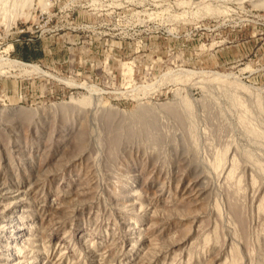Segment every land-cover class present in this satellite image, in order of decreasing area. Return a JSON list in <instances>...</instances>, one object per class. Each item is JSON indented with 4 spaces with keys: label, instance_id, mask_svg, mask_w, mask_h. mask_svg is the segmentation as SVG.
<instances>
[{
    "label": "rangeland",
    "instance_id": "374dc122",
    "mask_svg": "<svg viewBox=\"0 0 264 264\" xmlns=\"http://www.w3.org/2000/svg\"><path fill=\"white\" fill-rule=\"evenodd\" d=\"M0 64L1 259L264 264V0H0Z\"/></svg>",
    "mask_w": 264,
    "mask_h": 264
},
{
    "label": "bare ground",
    "instance_id": "6f19581e",
    "mask_svg": "<svg viewBox=\"0 0 264 264\" xmlns=\"http://www.w3.org/2000/svg\"><path fill=\"white\" fill-rule=\"evenodd\" d=\"M13 62V61H12ZM16 64V63H15ZM18 64H20V65H24V64H22V63H18ZM1 65V64H0ZM25 67H27L26 65H24ZM38 70V69H37ZM186 73V72H185ZM165 76V75H164ZM185 76V75H184ZM74 86V85H73ZM85 86V85H84ZM91 89V88H90ZM97 94V93H96ZM10 161V160H9ZM10 163V162H9ZM204 177L201 175V174H199V177L196 179V181L199 183V184H201L203 187L205 186L204 185ZM195 199V198H194ZM7 201H8V197H7V194H3L2 196H0V205L2 206H4V205H6V204H9L7 207H6V209H5V211H6V213H8V215H14V209L15 208H17L18 207V204H16V205H11V202H9V203H7ZM53 206V204H51V207ZM2 209V208H1ZM59 207H54V210L55 211H59ZM19 220H21L20 218H19ZM1 222V221H0ZM20 224L21 225H18V224H14L13 226H12V229L10 230V232H7L6 233V238L8 239L7 240V242L5 243V245L6 246H9V245H12V244H14L15 245V249L18 247V245L14 242L15 241V239L13 238V236L14 235H19V236H24V233L25 232H27L28 231V229L30 228H28V227H26L23 223H21L20 222ZM31 229V228H30ZM2 238H4L5 239V237L4 236H0V241H2L3 239ZM6 240V239H5ZM12 251V250H11ZM14 254H16L15 252H14ZM9 261H7V262H5L4 261V259H1L0 258V264H8V263H14V260H11L10 258L8 259Z\"/></svg>",
    "mask_w": 264,
    "mask_h": 264
}]
</instances>
